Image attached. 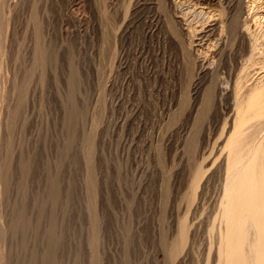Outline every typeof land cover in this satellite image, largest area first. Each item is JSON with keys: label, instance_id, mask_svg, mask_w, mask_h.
I'll return each mask as SVG.
<instances>
[{"label": "rangeland", "instance_id": "obj_1", "mask_svg": "<svg viewBox=\"0 0 264 264\" xmlns=\"http://www.w3.org/2000/svg\"><path fill=\"white\" fill-rule=\"evenodd\" d=\"M155 2L9 0L8 67L10 77L16 73L19 79L15 88L12 77L17 92L11 90L18 94L10 91L7 100L12 112L10 185L4 197L9 264H217L222 146L234 116L232 90L250 52L240 41L229 42L215 58L213 49L209 52L218 68L212 74L159 75L156 63L162 66L159 59L174 57L176 49L164 36L167 28L156 24ZM259 10H249V19ZM115 19L120 29H114ZM237 25L231 22L226 31ZM103 32L114 34L107 36L112 42ZM37 38L48 52L43 69L30 59ZM108 41L115 45L110 48ZM111 53L117 59L112 61ZM109 63L113 68L119 63L118 69L111 71ZM259 73L258 66L252 69L249 83ZM199 167L204 177L192 199ZM184 222L188 239L177 257L173 249Z\"/></svg>", "mask_w": 264, "mask_h": 264}, {"label": "bare ground", "instance_id": "obj_2", "mask_svg": "<svg viewBox=\"0 0 264 264\" xmlns=\"http://www.w3.org/2000/svg\"><path fill=\"white\" fill-rule=\"evenodd\" d=\"M246 1L247 0H157V2H155V4L152 5V8L154 9V15L153 16L155 18L156 24L159 25V27L163 26L161 28H164L165 30L167 28V30H168L166 33L167 35H164V36L167 37V39H169L168 42H170L174 46L173 49L174 48L176 49V50L174 49L176 51V53H175V51L173 52V53H175L174 57L171 56L172 54L169 55L170 54L169 53L168 54L169 57L165 58L166 56H163V62H162V60L159 59L158 55H155L153 57V58H155V61H157L158 59H159V61H161L162 66H160L159 64L156 63L157 68L155 71L158 72L159 75L160 74L164 75L167 73L168 74H170V73L174 74V72H178V71L186 73L188 75V77L192 76V74L193 75L196 74V76L200 75L202 73L206 74V75L209 73L212 74V73L218 71V68L214 65L215 64L214 61H211V58H215L216 55H218L220 52H222V50L224 48H226V46L228 45L229 42H231L233 44L236 41H240L242 44H245L248 47V50L250 52V56L248 57V59L245 61V63L242 65V67L240 69V72L237 76V79L235 81V84H234V87L232 90L234 116L232 119L231 128L229 129L227 136L224 140L223 146H222L223 161L221 164V169H222L221 189H220L221 191H220V197H219L218 205H217V214L215 217V222L218 224V238H217L218 240L216 241V244H217V254H216L217 255V258H216L217 262L216 263L217 264H264V61H260L257 59V56L261 55L260 51H261L262 47L264 46L262 44V40H264V20L262 19L264 17V12H263V15L259 13V11L261 9H263V11H264V0H248V2H246ZM8 2H9V0H0V264H9L8 263L9 259L7 260L9 250L6 249V244H7L6 241H7L8 234L10 232L9 231L10 227L7 224V222H8L7 216L5 215V210H4L5 198L4 197H5V193L7 191V187H8V185H10V184H8V179H9L8 173L11 172V170H10L11 158L9 159L10 154L8 151H10V150L8 147L9 141L7 140V134H8L9 129L10 130L12 129L11 126L9 128L10 122L12 124V121H11L12 120V118H11L12 112L10 110V105L8 104L7 100H8V95L10 94V91L13 92L16 90V92H17V89H15V88H16L18 81H19V79L18 80L15 79L16 78L15 76H18L15 73V75L12 77L13 78L15 77L14 83L16 81H17V83H15L16 84V85H14L15 88H13L14 83L11 82L12 77H10L11 71L8 67V55H7L9 53V51H7L8 31H9V26H10V16H11L10 14L12 12V7ZM130 2H132V0H130ZM250 3H251V6L247 7V4H250ZM129 5H130V3H129ZM129 5L127 6L126 10L123 13L121 27H123V25H125V23L128 19L129 7L131 6V5L130 6ZM253 5H255L254 8L252 7ZM260 7H262V8L259 10ZM255 8L259 11L252 13V16H250V18L251 17L252 18L249 19V15H251V14L248 15L249 10H256ZM237 12H238V15H237ZM130 14H131V12H130ZM107 19L109 20L111 18L107 17ZM35 21H36V19H35ZM115 21H116V19H115ZM106 22H107V20L105 21V24H107ZM111 22H109V23H111ZM231 22L234 24L236 22H238V25L236 27L237 29H236V31L231 30L228 33V31H226L227 30L226 27L229 24H231ZM112 23L114 25L115 22L113 21ZM115 24L116 25H114V27H115L114 29H116V27L118 25H119L118 28L120 27L119 22H118V25H117V21ZM150 24H152V23H150ZM110 25H112V24H110ZM113 25L109 27L110 29L112 27V30H114ZM104 26L106 27V25H104ZM38 29L39 28H37V30ZM103 30H104V28H103ZM105 30H106V28H105ZM107 30H108V27H107ZM229 30H230V28H229ZM38 31L37 32L35 31V32L37 35H40L38 33ZM109 32H110V34L112 33L110 30L107 32V34H109ZM218 32H220V36H219V39H216L215 37H216ZM105 33L103 34V36L106 35L105 37L108 38L107 36H110V35H107ZM112 35L114 36V34H112ZM98 37H100V36H98ZM110 37L108 38L109 41L111 39ZM165 37H163V38H165ZM38 38L34 44L33 50L31 52L32 56L30 57V59L32 58L34 64H36L37 67L40 68L47 63L48 52H47L46 47L42 43H40ZM106 38H104L105 42L107 41ZM114 38H115V36H114ZM163 38L161 39V41L163 40ZM102 39H100V41ZM121 39H123V38L121 37ZM121 39H119V40L121 41ZM143 39H144V37H143ZM112 40L113 39H111V42H112ZM117 40H116V44H117ZM109 41H108V43L110 45ZM161 41H159V42H161ZM165 41H163V42L165 43ZM101 42H103V41H101ZM105 42L103 44L107 43V42L106 43ZM168 42H167V44H168ZM99 44L102 45V43H99ZM99 44L97 43V45H99ZM112 44H114V43H112ZM112 44L110 46L109 45L108 46L111 48ZM171 44H169V45H171ZM97 45L95 47H97ZM122 45H124V44H122ZM122 45H120V46L122 47ZM141 45H142V43H141ZM106 46H107V44H106ZM118 46H116V47H118ZM105 47H104V50L106 49ZM149 47H150V45H149ZM157 47L159 48V46H156V48ZM167 47H169V46H167ZM144 48H146V45ZM93 49H94V47H93ZM95 49H97V48H95ZM119 49H121V48H119ZM141 49L145 50V49H143V47H141ZM212 49H213V52H212V54L210 56L211 58H210L209 52L211 53ZM98 50H99V48H98ZM101 50L104 51L102 48H101ZM101 50H99V51H101ZM153 50L154 51L156 50L155 47L153 48ZM169 50H172V49H169ZM262 50L264 51V49H262ZM147 51H148V49H147ZM166 51H167V49H166ZM105 52H107V51H105ZM111 52H112V49H111ZM113 52H114V50H113ZM169 52H171V51H169ZM104 53H102L104 59H102V57H101V60H103L105 63L106 62L105 59H107V58H105L106 55L104 56ZM116 53H119V52L118 51L116 52V50H115V54ZM121 53H122V51H121ZM161 53H163V52H161ZM111 54H110L111 58L114 57L115 54H113V53H111ZM146 54H147V52H146ZM163 54H161V56ZM122 56H123V54H122ZM142 56L145 57V53ZM114 58H112V61ZM118 58H120V57H118ZM124 58H123V60H124ZM208 58H210V61L213 63H210ZM115 59H117V58H115ZM212 60H214V59H212ZM116 61H114V62L116 63ZM136 61H138V60L136 59ZM118 62H120V61H118ZM121 62H123V61H121ZM152 62H153V59L150 61V63H152ZM118 64L119 63H117V65ZM124 64H125V61H124ZM31 65H33V64H31ZM31 65H30V63L28 64V66H27L28 70L30 68L29 66H31ZM36 65H34V66H36ZM109 65H110V63H109ZM117 65H113L114 68L110 65V67L113 68V69L111 68L112 69L111 71H113V70L116 71L115 66H117ZM121 65H119V66H121ZM151 65L152 64H149V66H151ZM158 65L160 66V68H158L159 67ZM34 66H33V68L32 67L31 68L35 69ZM139 66H141V64L138 65L139 70H141ZM257 66L259 67V72H260L259 76L254 83H249L248 76L250 74V71ZM43 67H42V69H43ZM108 67L109 66H107V68ZM123 67H124V65H123ZM123 67H119V69L123 68ZM32 69H31V72L34 71ZM116 69H118V68H116ZM120 70H123V69H120ZM28 72H30V71H28ZM141 72H142V74H144L143 71H141ZM30 73H28V75H30ZM111 73L112 72H110V74ZM146 74L148 76V73H146ZM137 75L135 77H137ZM149 76L147 77L148 79H149ZM153 76H151V77L153 79H155L154 77H156V76H154V77ZM139 77H140V73H139ZM158 78L160 79V77H158ZM139 79H137L136 81H135V79H133V80L135 82H137ZM153 79H152V82H154ZM163 79H164V77H163ZM25 80H26V77H25ZM139 83H140V80H139ZM188 83H189V80H188ZM156 85H154V86H156ZM145 87H147V84H146V86H144V89H145ZM148 88H149V86H148ZM213 88H214V86H213ZM11 89L12 90L14 89V90L12 91ZM152 89H153V87H152ZM148 90L151 91V88ZM23 92L24 91H22V93ZM13 93H15V92H13ZM21 97H22V94H21ZM10 98H9V100H10ZM17 98L19 99L18 96H17ZM15 100H17V99H15ZM21 101H22V98H21ZM12 105H13V103H11V106ZM14 105H16V103H14ZM105 109H106V106H105ZM15 110H16V107H15ZM70 119H69V121H70ZM10 132L11 131H9V133ZM7 141H8V145H7ZM90 161H92V160H90ZM91 163H90V165L92 166ZM86 166H87V163H86ZM92 169H93V167H92ZM87 171H88V169H87ZM86 176H87V173H86ZM91 177H92V175H91ZM203 177H204V172L199 167L196 170V172L194 173L193 178H192V182H191V189L193 192L192 199H195L196 191L199 188ZM88 178H90V177H88ZM92 178L95 179V177H92ZM92 178L90 180H92ZM94 188H93V190H95ZM53 194H54V191H53ZM53 199H54V197H53ZM19 213H17V214L21 215ZM91 214H92V212H91ZM92 215H94V214H92ZM19 217H21V216H19ZM95 217H97V216H94V218ZM21 221H19L20 224H21ZM14 223H18V221L14 222ZM13 226H14V224L12 225V227ZM178 231H179V233H178L179 238L177 236V239H179V241L176 240V242H175L176 245H175V243H173L175 245V247L173 249L174 250V254H173L174 256H177V255L180 256V254L183 253L184 248L186 247L185 245H186L187 239H188V226H187V224L185 222L183 224H181ZM53 236H56V235L53 234ZM96 237H98V236H96ZM90 239H91V236H90ZM55 240H53V241H55ZM89 241L92 242V240H89ZM177 242H179V243H177ZM94 246H96V244ZM56 252H58V251H56ZM95 254H96V252H95ZM169 254L171 255L172 252ZM96 255H98V254H96ZM179 256H177V257H179ZM171 258H173V256H171ZM89 259H90V257H89ZM58 261H59V259H58ZM97 261H99V260H97ZM72 264H74V262Z\"/></svg>", "mask_w": 264, "mask_h": 264}]
</instances>
